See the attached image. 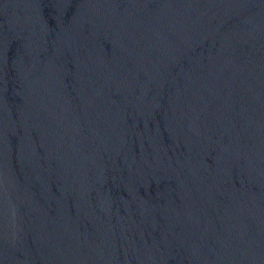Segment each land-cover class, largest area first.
<instances>
[{"label":"water","instance_id":"water-1","mask_svg":"<svg viewBox=\"0 0 264 264\" xmlns=\"http://www.w3.org/2000/svg\"><path fill=\"white\" fill-rule=\"evenodd\" d=\"M0 264H264V0H0Z\"/></svg>","mask_w":264,"mask_h":264}]
</instances>
